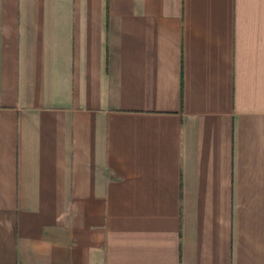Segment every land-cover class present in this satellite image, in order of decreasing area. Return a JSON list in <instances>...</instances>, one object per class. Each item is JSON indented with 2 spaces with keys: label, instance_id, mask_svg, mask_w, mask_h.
I'll use <instances>...</instances> for the list:
<instances>
[{
  "label": "crops",
  "instance_id": "obj_1",
  "mask_svg": "<svg viewBox=\"0 0 264 264\" xmlns=\"http://www.w3.org/2000/svg\"><path fill=\"white\" fill-rule=\"evenodd\" d=\"M0 264H264V0H0Z\"/></svg>",
  "mask_w": 264,
  "mask_h": 264
}]
</instances>
